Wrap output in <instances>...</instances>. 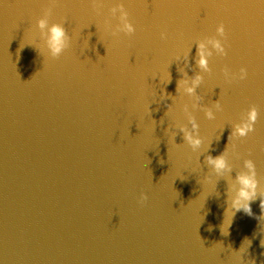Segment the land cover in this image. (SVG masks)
<instances>
[{
    "label": "water",
    "instance_id": "95a60500",
    "mask_svg": "<svg viewBox=\"0 0 264 264\" xmlns=\"http://www.w3.org/2000/svg\"><path fill=\"white\" fill-rule=\"evenodd\" d=\"M261 198L264 0H0V264H264Z\"/></svg>",
    "mask_w": 264,
    "mask_h": 264
},
{
    "label": "clouds",
    "instance_id": "9594fccd",
    "mask_svg": "<svg viewBox=\"0 0 264 264\" xmlns=\"http://www.w3.org/2000/svg\"><path fill=\"white\" fill-rule=\"evenodd\" d=\"M39 26L41 28H44L46 26V21L41 20L39 22ZM220 30L223 31V28H221ZM50 33H51V36L49 40V45L54 55L59 54L64 46V35H65L64 29L59 25H53L52 28L50 29ZM217 47H219L218 44H217ZM200 64L201 66H205L206 61L202 58L200 61ZM189 91H191V89H189ZM249 118L252 121L255 120V110H253L250 113ZM252 130L253 129H252L251 124H246L237 129L240 135H247V133ZM186 138L191 140V137H186ZM192 143L198 144L199 141L198 140L192 141ZM209 161L210 163L214 164L217 170L223 169L225 167V162L222 156L215 158V159L209 158ZM247 166L249 168L252 167L250 162L247 164ZM238 179L241 184V189L238 192L237 198L233 201V208H235L237 212L242 211L245 214L252 216L253 213L251 209V202L255 198L256 181L254 177H251V176H240L238 177ZM260 208H261L262 213H264V198H261L260 200ZM260 217H264V214H262ZM260 217H258V219Z\"/></svg>",
    "mask_w": 264,
    "mask_h": 264
}]
</instances>
